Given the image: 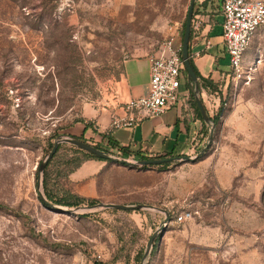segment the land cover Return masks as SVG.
<instances>
[{"label": "rangeland", "instance_id": "1", "mask_svg": "<svg viewBox=\"0 0 264 264\" xmlns=\"http://www.w3.org/2000/svg\"><path fill=\"white\" fill-rule=\"evenodd\" d=\"M190 3L0 0V264H264V26L243 56L250 77L230 72L217 93L199 94L219 118L181 156L195 159L148 169L108 161L96 195L84 196L63 174L88 156L61 142L49 166L54 192L96 202L50 201L70 212L39 199L38 166L55 142L116 103L125 62L154 53ZM102 202L148 207H95ZM163 209L171 220L145 257ZM183 211L192 217L178 222Z\"/></svg>", "mask_w": 264, "mask_h": 264}, {"label": "crops", "instance_id": "2", "mask_svg": "<svg viewBox=\"0 0 264 264\" xmlns=\"http://www.w3.org/2000/svg\"><path fill=\"white\" fill-rule=\"evenodd\" d=\"M194 13L201 15L203 24L199 32L193 31L190 39V56L199 51L200 55L190 58L200 74L211 79L219 88L220 85L228 84L231 74L222 35V0H203V3L196 0ZM207 40H210L211 46H206ZM119 84L115 95L116 103L104 108L95 118L94 125L86 128V123L76 122L69 127L67 134L84 136L110 150L112 148L109 140H113L118 144L113 149L116 154H120V147H126L130 152L129 158L135 160L139 159L138 153L147 156L173 154V156L167 155V158L192 155L195 141L203 126L201 121L194 117V107L190 98L194 84L188 79L187 72L185 83L182 86V96H180L182 106L173 105L162 115L145 118L133 126L113 128V113L127 118L128 112L125 104L133 98L149 93V56L128 59L125 62L123 77ZM207 89L203 88L200 94L206 93ZM107 165L108 162L104 160L87 159L80 168L70 174L69 179L75 185V190L84 196L96 195V175Z\"/></svg>", "mask_w": 264, "mask_h": 264}, {"label": "built area", "instance_id": "3", "mask_svg": "<svg viewBox=\"0 0 264 264\" xmlns=\"http://www.w3.org/2000/svg\"><path fill=\"white\" fill-rule=\"evenodd\" d=\"M222 15L223 42L233 78L236 81L249 78L243 67V56L259 27L264 26V0H222ZM202 24L201 15L194 13L192 30L199 32ZM182 30L183 24L167 26L164 41L149 55V93L128 101L125 104L128 117H116L115 127L133 126L145 118L162 115L173 105L182 106L180 96L186 78ZM206 46H211L210 40L206 41ZM199 55L200 51L193 54ZM191 217L190 211H183L177 216V221L183 222Z\"/></svg>", "mask_w": 264, "mask_h": 264}, {"label": "water", "instance_id": "4", "mask_svg": "<svg viewBox=\"0 0 264 264\" xmlns=\"http://www.w3.org/2000/svg\"><path fill=\"white\" fill-rule=\"evenodd\" d=\"M195 2L196 0H191L190 3V7L188 10V14H187V19H186V24H185V28H184V32H183V39H182V57L184 60V65H185V69L187 71V75H188V79L195 85V99L196 102L198 104V107L200 109V112L205 120L206 123H213L212 119L210 118L204 103L202 101V99L200 98L199 94H200V86H199V77L197 76V73L195 72L192 64H191V58H190V53H189V45H190V39H191V32H192V18H193V14H194V7H195ZM61 142H68L70 144H73L81 149H84L88 152H91L101 158L104 159H109L115 162H120L126 166L129 167H143L146 165H153V164H161L164 162H168V161H178L181 160L183 158L189 159V160H193L196 157H181V156H174V157H169V158H154V159H138V160H130L127 159L125 157H120L118 155H113L103 149L97 148L96 146H94L93 144H90L89 142H85L81 139L75 138V137H71V136H66L65 138L59 139L55 142L52 150L50 151V153L46 156L45 160L42 162L41 166L39 167V185H41L42 183V178L41 175H43L44 169L47 166L48 162L53 158L54 154L57 152L58 146ZM204 152V151H203ZM202 152V153H203ZM40 198L42 199V201L49 207L54 208L58 211L64 210V211H70L72 212L73 209H63L60 206L51 203L46 195L44 194V192L40 191ZM95 207H101V208H116V209H122V210H135V209H141L144 207H148L147 205H127V204H118V203H99L97 205H95ZM163 211L166 213V218L164 219V221L161 223L159 229H157L150 237L148 243H147V249L145 252V257H147L154 245L155 239L158 237V235L165 229L167 223L171 220V215L170 213L163 209ZM144 264V263H143Z\"/></svg>", "mask_w": 264, "mask_h": 264}, {"label": "trees", "instance_id": "5", "mask_svg": "<svg viewBox=\"0 0 264 264\" xmlns=\"http://www.w3.org/2000/svg\"><path fill=\"white\" fill-rule=\"evenodd\" d=\"M201 3H203V1ZM185 24H186V20L183 23V30H182L183 32H184ZM193 31L194 30H192V32H191V37L193 35ZM189 53H190V45H189ZM191 64H192L195 72L197 73V76L200 78L201 86L203 88H208L210 91H212L214 93H217L219 91V88L214 84V82L211 79L205 78V77H203L200 74V72H199L198 68L196 67V65H195L194 61L192 60V58H191ZM185 71H186V69H185ZM190 96H191L190 98H191L192 105L194 107V117H195V119L200 120L202 125H203V127H204L206 125V123H205V120H204V118H203V116H202V114L200 112V109H199L198 104L196 102L195 96H194L193 93H191ZM222 108L223 107L220 106L219 112L221 111ZM218 118H219V116L218 117L212 116V121L214 123H216ZM79 121H83V120H79ZM87 127H89L88 124H86V128ZM73 137L81 139V140H83L85 142H89L90 144H93L97 148L103 149V150H105L107 152H111V153L116 154L113 151V149L116 148L118 144L115 141H113V140H109V143H110L111 148H112L110 150L108 148L102 147V145L100 143H98V142L95 143V142H92V141L86 139L84 136H80V137L73 136ZM60 148H61V146L59 145L58 149H57V152L54 154L53 158L48 162V164L45 167L44 172H43V188H44V192H45V195H46L47 199L49 201H53V202H55L57 204H63V205H67V206H77V205H81V204H83L85 202H89L90 204H94L96 202L95 199L86 198L84 196H81V195L75 193L74 191H72L71 189H62L61 196H59V194H56L54 192V190H53V188L51 186L52 185L51 182H52L53 178H52L51 173L49 172V166L53 162L55 157L57 156V153L60 150ZM79 150L84 151V153L88 156L87 159H98V160H104V161H107V162L108 161H112V160H109V159L101 158V157H99V156H97V155H95V154H93L91 152H88V151L84 150V149L79 148ZM116 155L128 158L129 155H130V152H129L128 148L120 147V154H116ZM137 155L139 156V159L167 158L168 157L167 155L173 156V154H167V155H161V156H147V155H142L140 153H138ZM171 162H173V161H168V162H164V163H161V164L146 165V166H143L142 168L143 169H148L149 167H152V166H163L164 167V166L170 165ZM117 163L122 164L120 162H117ZM41 164H42V162L39 164L38 168L41 166ZM81 164H82V161L78 160L77 162L74 163V165L70 169L68 168L66 170L65 174H63V175L66 176V177L70 176V174L72 172H74L76 169H78L81 166ZM39 199L41 200L42 203H44L40 197H39Z\"/></svg>", "mask_w": 264, "mask_h": 264}]
</instances>
